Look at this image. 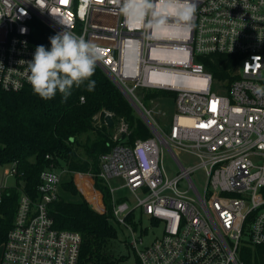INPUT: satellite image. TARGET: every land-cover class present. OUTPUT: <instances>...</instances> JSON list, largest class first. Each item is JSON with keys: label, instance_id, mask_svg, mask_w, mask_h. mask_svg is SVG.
I'll return each instance as SVG.
<instances>
[{"label": "built area", "instance_id": "built-area-1", "mask_svg": "<svg viewBox=\"0 0 264 264\" xmlns=\"http://www.w3.org/2000/svg\"><path fill=\"white\" fill-rule=\"evenodd\" d=\"M189 2L196 8L190 25L149 30L122 14L123 0H0V92L31 87L36 18L96 44L97 65L152 120L151 137L119 143L100 158L111 221L131 230L127 221L139 210L162 224V236L146 246L138 247L143 233L132 231L140 264H241V246L264 247V91L257 90L264 89V0ZM156 8L174 19L160 0ZM215 55L237 58L230 82L216 81L198 61ZM143 90L175 95L167 132L145 109ZM120 127L116 140L128 132ZM166 155L177 168L173 176ZM68 173L51 164L40 175L39 199L21 194L0 264H80L82 236L55 228L49 213ZM11 174L18 175L17 163ZM123 189L134 204L118 196Z\"/></svg>", "mask_w": 264, "mask_h": 264}, {"label": "trees", "instance_id": "trees-1", "mask_svg": "<svg viewBox=\"0 0 264 264\" xmlns=\"http://www.w3.org/2000/svg\"><path fill=\"white\" fill-rule=\"evenodd\" d=\"M58 34L36 18L32 22V45L51 48L50 37ZM216 81L233 79L237 58L226 55L199 57ZM95 80L93 91L87 90L88 81L71 89L65 100L59 92L52 99H43L32 87L19 92H0V167L17 163V184L0 187V246L7 241L13 227L18 202L22 193L34 201L39 199L38 187L42 171L54 164L66 169L70 181H63L58 200L49 205L55 228L78 232L82 236L80 264H126L105 253L108 242L116 236L111 221V194L98 178L101 156L115 145H132L147 139L152 133L145 121L111 78L96 65L90 78ZM143 102L171 99L169 91H140ZM82 99L84 101L82 102ZM111 115L120 127L127 125L128 134L115 139L117 128L105 123ZM50 156L51 159H47ZM73 173L90 174L97 190L103 193L106 212L91 207L78 191ZM80 197V201H75ZM71 199V200H70ZM133 217L130 218L132 220ZM241 264H264V247L246 244L239 250ZM140 264L138 259L137 263Z\"/></svg>", "mask_w": 264, "mask_h": 264}, {"label": "clouds", "instance_id": "clouds-1", "mask_svg": "<svg viewBox=\"0 0 264 264\" xmlns=\"http://www.w3.org/2000/svg\"><path fill=\"white\" fill-rule=\"evenodd\" d=\"M160 2L166 8L174 9L171 13L174 19L170 20L166 11L157 10L156 0H123L121 12L129 22L141 23L149 30H158L170 23L178 27L190 25L196 8L189 0ZM49 39L50 50L43 45L37 46L33 60L28 62V80L33 91L43 99H52L59 92L66 100L73 86L79 87L85 81H88L87 90L93 91L96 82L90 78L95 73L97 62L102 59L100 48L84 36L70 31Z\"/></svg>", "mask_w": 264, "mask_h": 264}, {"label": "rangeland", "instance_id": "rangeland-1", "mask_svg": "<svg viewBox=\"0 0 264 264\" xmlns=\"http://www.w3.org/2000/svg\"><path fill=\"white\" fill-rule=\"evenodd\" d=\"M109 22L110 24H113L112 19H110ZM219 83L221 84V82ZM219 86L220 85L217 84L216 91H220ZM119 89L122 91V93L125 95L126 98L129 97L121 88ZM143 105L146 110L151 112L153 120L159 125V127L162 128L163 131L167 132V130L169 129V125L171 123L172 116H173L175 101L171 99H167V98L160 100L159 98L157 100H151L148 103L143 102ZM135 111L140 116L138 109H135ZM148 118L150 121H152L149 116ZM145 123L148 124L146 121ZM121 129L122 128L120 127L119 130L117 131L118 134L121 132ZM124 133L128 134V132L126 131H124ZM183 161L186 163H195V160L190 157H184ZM165 163H166L167 172L169 173L170 176H173L175 172L177 171V168L175 167L173 163V159L169 155L165 156ZM11 168H12V165H5L0 168V172H1L0 187L1 188H11V187L16 186L17 179L15 176L11 174ZM202 172L203 171L200 170L196 173V177L198 181L204 180V176ZM70 178L64 175L63 181H70ZM73 178L74 180L76 179L75 182H77L76 185L82 197L86 198L89 192L93 194H97V193H94V190L97 191V187L95 185L96 181L92 178V175H88L87 177L75 175L73 176ZM112 184L117 186L120 184V181L115 180L113 181ZM139 194L140 196H142L141 193ZM118 196L122 200H126L129 203L134 204L133 195L129 193L128 190L123 189L119 191ZM97 199L99 201H97L93 205L91 204L90 205L93 209L101 213H104V209L106 206V204L104 203V199L103 201H100L101 198L99 194H98ZM74 200L80 201L81 198L76 197ZM112 225L116 229V236L113 239H111L106 245L105 253L108 254L112 258L121 259L126 264L137 263L136 253H135L134 248L131 245L132 239H133L132 231H135L137 233H141V232L143 233L142 245L139 244L138 247L150 245L154 240H156L157 238H160L163 234L162 224L154 223L150 217L143 215L141 211L139 210L135 211L133 215V219L131 221H127V225L131 228V230L128 227L120 225L113 220H112ZM2 254H3V245L0 246V263H1Z\"/></svg>", "mask_w": 264, "mask_h": 264}, {"label": "water", "instance_id": "water-1", "mask_svg": "<svg viewBox=\"0 0 264 264\" xmlns=\"http://www.w3.org/2000/svg\"><path fill=\"white\" fill-rule=\"evenodd\" d=\"M127 99L131 103V105L133 106L134 109H138L140 116L148 123V125L151 126V122L147 119V117L144 115L143 111L140 110V108L136 105V103H134L130 97H128ZM105 122H106L108 127H115V129L117 128L115 120L112 116H107L105 119Z\"/></svg>", "mask_w": 264, "mask_h": 264}, {"label": "bare ground", "instance_id": "bare-ground-1", "mask_svg": "<svg viewBox=\"0 0 264 264\" xmlns=\"http://www.w3.org/2000/svg\"><path fill=\"white\" fill-rule=\"evenodd\" d=\"M95 193V192H94ZM87 198H88V200L92 203V204H94V203H96L97 201H99L97 198H98V193L97 194H93V193H88L87 194V196H86ZM101 201V200H100Z\"/></svg>", "mask_w": 264, "mask_h": 264}]
</instances>
